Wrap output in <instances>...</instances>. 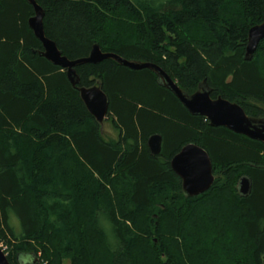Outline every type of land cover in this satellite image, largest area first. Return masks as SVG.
<instances>
[{
  "label": "trees",
  "instance_id": "16d2710c",
  "mask_svg": "<svg viewBox=\"0 0 264 264\" xmlns=\"http://www.w3.org/2000/svg\"><path fill=\"white\" fill-rule=\"evenodd\" d=\"M34 1L45 37L68 60L97 45L159 67L187 95L204 82L211 99L264 117V39L244 59L264 0ZM32 15L26 0H0V242L8 263L92 264L90 242L106 264L142 263V243L152 264H263L264 145L210 127L152 71L112 59L75 67L78 88L98 85L107 97L116 138L106 140L65 71L39 56ZM154 134L161 149L153 156L146 141ZM190 143L207 153L214 176L192 198L169 166ZM241 177L250 181L245 197Z\"/></svg>",
  "mask_w": 264,
  "mask_h": 264
},
{
  "label": "water",
  "instance_id": "95a60500",
  "mask_svg": "<svg viewBox=\"0 0 264 264\" xmlns=\"http://www.w3.org/2000/svg\"><path fill=\"white\" fill-rule=\"evenodd\" d=\"M33 9V15L27 20V25L34 37L40 42L42 51L39 56L46 59L53 66L65 71L70 85L77 89L79 97L88 113L101 125L107 119V97L100 86L90 88L79 87V79L75 67L82 64H98L106 59H112L120 66L137 71L148 69L152 71L158 82L169 90L180 104L193 116L204 118L210 127H223L228 131L244 136L250 140L264 145V117L251 118L234 103H230L220 97L211 99L210 91L202 82L195 93L187 95L176 85L171 78L159 67L150 63L126 61L114 54L103 53L97 45H93L86 58L70 61L62 56L55 44L47 39L43 32V11L34 0H26ZM264 39V19L260 25L248 30L247 44L245 47V60H250L256 51L258 43ZM146 146L151 155H158L161 149V137L151 135ZM171 171L180 179L182 193L185 197L192 198L208 191L214 182L212 165L207 153L195 144H187L176 153L169 162ZM250 190V181L241 177L238 181V193L245 197ZM29 259V260H28ZM19 264H39L34 257H23ZM0 264H9L3 250L0 248ZM264 264V258H263Z\"/></svg>",
  "mask_w": 264,
  "mask_h": 264
},
{
  "label": "rangeland",
  "instance_id": "374dc122",
  "mask_svg": "<svg viewBox=\"0 0 264 264\" xmlns=\"http://www.w3.org/2000/svg\"><path fill=\"white\" fill-rule=\"evenodd\" d=\"M101 133L106 140L116 138V132L114 131V129L110 123L108 115H107V119H105L101 124ZM15 223H16L17 229H18L19 228L18 223L16 221H15ZM103 226H104V224H103ZM235 233H238V231H236ZM187 237H189V236H187ZM191 238H192V236H190L188 239L191 240ZM181 240H182V238H181ZM0 248L2 250H6L5 245L1 242H0ZM88 248H89V251L91 252L90 256L93 258L92 264H106L105 259L103 257V254L100 251L96 250V248L94 246H92V244H90V242H89ZM182 250L183 249H179L178 251L181 252V254H180L181 257H184ZM143 251H145V252H143ZM137 252H138L139 258L140 257L142 258L141 261L143 264H152L151 258H150L151 252H149V250H146L145 245L143 243L138 246ZM185 256L189 257V255L188 256L185 255ZM195 261L197 263L196 259H195ZM198 262H200V261H198ZM142 263H140V264H142ZM62 264H69V262H68V260H63Z\"/></svg>",
  "mask_w": 264,
  "mask_h": 264
},
{
  "label": "flooded vegetation",
  "instance_id": "af4514ba",
  "mask_svg": "<svg viewBox=\"0 0 264 264\" xmlns=\"http://www.w3.org/2000/svg\"><path fill=\"white\" fill-rule=\"evenodd\" d=\"M28 260H29V259H28ZM23 261H24V260L21 259V260L19 261V263H21V262H23Z\"/></svg>",
  "mask_w": 264,
  "mask_h": 264
},
{
  "label": "bare ground",
  "instance_id": "6f19581e",
  "mask_svg": "<svg viewBox=\"0 0 264 264\" xmlns=\"http://www.w3.org/2000/svg\"><path fill=\"white\" fill-rule=\"evenodd\" d=\"M39 52V51H38ZM213 173V172H212Z\"/></svg>",
  "mask_w": 264,
  "mask_h": 264
}]
</instances>
